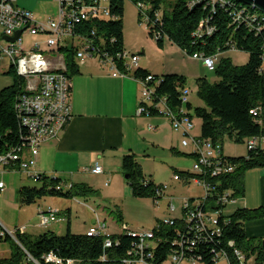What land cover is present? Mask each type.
<instances>
[{"label":"trees","instance_id":"1","mask_svg":"<svg viewBox=\"0 0 264 264\" xmlns=\"http://www.w3.org/2000/svg\"><path fill=\"white\" fill-rule=\"evenodd\" d=\"M126 0H109L110 12L115 18L96 19L86 22L84 30L88 37L94 38L100 54L112 56L119 67L123 59L119 56L126 49L124 43V16ZM135 5H143L148 16V33L159 47L165 39L179 46L187 54L204 53L217 55L231 49L248 53V60L243 65H235L230 58L223 56L218 60L216 74L220 80L210 83L206 77L197 79L198 94L204 106L193 108L188 101H181L182 89L187 86V77L177 73H168L156 85V94L166 96L168 105L175 111L182 107L192 118L194 114L202 120L201 139L220 142L226 137L239 143H247L250 138L264 136V17L257 9L244 5L237 0H227L226 5H216L210 0H130ZM245 10L246 19L236 20L238 10ZM139 9V20H143V11ZM257 15L253 18L252 15ZM201 24H203L201 26ZM212 29L211 32H207ZM95 34L92 35L91 32ZM65 56L67 75L79 71L76 50L73 46L59 49ZM9 72L14 75L12 85L0 89V154L11 149H18L24 144L28 130L16 110L18 96L22 93L25 79L19 77L14 67ZM150 74L138 67L136 77ZM157 76V75H156ZM255 110L256 113H252ZM152 115L158 111L150 107ZM193 155V154H192ZM223 158L235 166L233 173L219 177H210V182L217 191L229 190L235 197L245 194V174L249 169L264 167V148L248 149L246 156L232 157L223 152ZM122 171L128 175L127 182L134 197L160 198L158 190L164 185L155 183L145 175L135 153L123 156ZM182 177L196 176L191 171L178 172ZM188 175V176H187ZM39 186L22 185L17 190L21 206H29L44 197L73 198L88 197L97 194V190L85 183H69L58 176L38 173ZM215 190V192H217ZM217 197L216 193L213 196ZM210 195V198H213ZM225 208V207H224ZM223 208L217 228L196 229L189 234V223L175 218L172 226H154L156 246L152 249L154 264H160L171 253L183 251L186 257L200 260L203 264H213L215 256L225 252L231 264H241L234 250L240 249L246 256L255 255L258 264H264V238L249 236L246 223L255 219H264V206L258 208L239 207L233 212ZM59 213V212H58ZM162 220L158 219V223ZM125 223H122V225ZM0 225V230H1ZM16 229V239L9 234L0 240L12 241L14 251L10 259H0V264H20L23 255L26 264H36L29 260L30 255L38 264H56L46 261L52 253L63 262L73 260L74 264H126L137 238L126 230L111 234L113 245L106 247L101 236L75 234L68 220L66 233L59 235L47 230L37 237L26 231ZM233 245H230V242Z\"/></svg>","mask_w":264,"mask_h":264},{"label":"built area","instance_id":"2","mask_svg":"<svg viewBox=\"0 0 264 264\" xmlns=\"http://www.w3.org/2000/svg\"><path fill=\"white\" fill-rule=\"evenodd\" d=\"M17 0H0V60L8 59L14 67L16 74L25 79L22 93L19 94L16 103L23 125L28 130L22 147L11 149L0 154V172L5 169L16 170L25 173L34 179L38 173L33 171L42 143L48 140L57 139L61 131L71 120V79L67 75L65 56L59 51L62 47L73 46L76 50V60L82 62L86 56L97 57L103 65H107L114 76H133L141 84V103L137 108L138 114H151L150 107L156 109L158 114L166 116L176 131H182L184 138L183 146H190L194 156L192 173L196 176L182 177L176 173V180H184L189 185L194 181L203 190V195L184 198L182 221L189 223V234L193 231L191 226L195 224L196 229L217 228L219 216L228 201H236V197L229 190L217 191L216 186L210 182V177H219L233 173L235 166L223 158V145L220 142L213 143L211 140L201 139L191 135L194 128L193 119L187 114L184 107L175 111L168 103L166 96L156 94V85L161 78L154 74L145 77H136L134 72L139 67L140 55L135 52H127L125 49L121 55L123 66L119 67L113 57L99 53L95 39L88 37L84 30L86 22L96 19L115 18L110 12L109 0H56L59 3L57 16H49L44 20H37L31 10L16 5ZM213 6L226 5L227 0H210ZM139 9H145L143 5ZM253 8V7H252ZM254 9V8H253ZM143 11V21L147 23L148 16ZM245 10H238L236 20L246 19ZM259 11V10H258ZM264 17V13L259 11ZM257 18V15H252ZM203 24H201L202 26ZM23 32L15 41L6 40L5 37H14L16 32L23 29ZM208 29L207 32H211ZM95 34L94 31L91 32ZM25 35L34 36L32 42L25 45ZM234 49V48H233ZM236 50V49H234ZM131 55V61L128 56ZM193 58L199 59L209 68L214 69L217 55H206L194 53ZM190 90L186 86L181 92V101L186 104L189 101ZM256 113L255 110H251ZM264 148V136L253 137L247 141V148ZM25 154L28 156L26 157ZM94 174H101L102 167L99 164L88 169ZM188 176V175H187ZM164 187V186H163ZM163 187L158 190L160 198L163 196ZM5 183L0 181V190H4ZM215 190L217 192H215ZM216 193L217 197L214 198ZM211 197L213 198H210ZM170 211H175V205H169ZM39 226L46 227L59 219L58 210L51 207L48 209L39 208ZM175 218L169 217L156 223L157 229L162 225L172 226ZM129 235L138 239L135 248L129 252L124 259L126 264H154L152 249L156 246L154 228L150 231L132 229L126 223L121 225ZM19 231H26L19 227ZM9 234L16 239V230L11 231L2 227L0 237ZM88 236H101L104 238V245H113L112 233L107 229L104 222L97 221L87 230ZM19 243V241H17ZM20 244V243H19ZM234 243L231 241L230 245ZM241 264H258L255 255L246 256L240 249L234 250ZM29 260H34L30 255ZM46 261L56 264H74L73 260L63 262L52 253L45 257ZM203 264L200 260L186 257L183 251L171 253L166 260L160 264ZM213 264H231L225 252L218 253Z\"/></svg>","mask_w":264,"mask_h":264},{"label":"crops","instance_id":"3","mask_svg":"<svg viewBox=\"0 0 264 264\" xmlns=\"http://www.w3.org/2000/svg\"><path fill=\"white\" fill-rule=\"evenodd\" d=\"M17 1L16 5L20 7L28 10L32 8L36 9L35 6H31L30 8L21 6ZM57 11L58 10H56V13ZM32 13L37 20H44L48 17L43 16L39 18L33 11ZM32 40H30L28 45ZM165 42L166 41H164V46L162 47L164 50L166 48ZM171 43L167 45V47L174 50L182 59H185V56L181 54H186V52L176 44L172 43L171 45ZM175 46H177V49ZM138 53L140 55L139 67L151 74L163 76L168 73H177L185 75L186 77L189 75V72L183 70V66H178V64H167L163 61L160 65H154L151 61L142 56L146 53L144 48ZM224 55L225 54L222 53L218 56L215 61V66L219 58ZM189 57L191 58L188 59L192 61V69L195 71V75L205 73V69L212 70L207 68L201 60L193 58L191 55ZM77 63L79 65V71L71 77L72 118L61 131L57 139L48 140L41 144L37 163L33 171L45 173L46 175L58 176L69 183H85L96 189L98 191L97 194L88 197H76L89 199L98 196L100 193L104 195L106 188H111L113 191L117 189V187H121L122 190L126 188L125 180L127 179L121 168L123 156L127 153H135L138 162L142 166L143 172L154 182L155 179H153V175L151 173L147 175L148 172L142 164L146 160L157 157L156 154L151 152L152 148L170 150L176 155L192 157L194 162L192 148L182 145L184 135L179 131H174L166 117L161 114H138L137 108L142 101L141 84L133 76H114L110 68H108L107 65H103L95 56L85 59L82 62L77 61ZM0 66H6L9 70L11 68V63L8 59H3L0 60ZM187 87H189L188 83ZM189 102L193 105L190 97ZM192 119L194 130L196 125L193 117ZM201 125L202 120L200 119L197 124V129L200 130V134ZM200 134L197 132L195 135L199 136ZM223 152L225 153L224 144ZM25 156L27 157L28 155L25 154ZM95 164H99L102 167L103 172L101 174H94L88 170ZM5 170L1 171L0 174L4 173ZM8 170L21 173L16 170ZM260 170L259 172H262L258 175L260 192L257 195L260 203L264 204V169ZM176 171L181 172L183 170ZM0 181L4 180L0 179ZM179 181L185 185L183 179ZM112 183L116 185L114 184V186H112ZM97 184L99 185V189L96 188ZM254 189L255 188L251 187V183L246 176L245 194L243 196L248 198L250 192L254 191ZM5 190L6 184L4 190H0V192H5ZM115 191L117 193V190ZM105 196L103 198H105ZM110 196L117 197L118 194H110ZM52 198L53 200L47 201V203H49L48 205L38 206V213L39 208L45 210L51 207L58 210L59 219L54 221L52 226L47 227L49 230L60 235L61 231L65 230V228L67 229L68 220L71 223L72 230L73 200L72 198L63 197ZM106 198H108V196ZM239 200L237 198L236 201L238 202ZM96 216L93 222L87 226V229L97 221H101L106 224L109 230L106 220H102L98 214ZM8 221L9 220L4 216H0L1 227L10 230ZM63 222H67V224L65 225ZM249 223L250 222H247L246 225ZM37 224L39 225V222ZM12 225H14V229L11 231H15L19 227H24L26 231L28 229V225L26 224ZM246 231L249 236H260L262 238V236H264V219L257 220L254 224L248 225ZM109 232L116 234L111 230H109ZM250 232H254V234L250 235Z\"/></svg>","mask_w":264,"mask_h":264},{"label":"rangeland","instance_id":"4","mask_svg":"<svg viewBox=\"0 0 264 264\" xmlns=\"http://www.w3.org/2000/svg\"><path fill=\"white\" fill-rule=\"evenodd\" d=\"M168 1L173 0H167V2ZM17 2L19 5L28 8L35 6L36 9L32 8L31 10L39 18H42L43 16L49 17L50 14V16H57L56 10H58L59 3L56 0H18ZM33 38L34 36L26 35L25 44L28 45L30 40ZM124 39L127 52L138 53L142 48H144L146 53L142 56L151 61L154 65H160L163 61H165L167 64H178V66H183V70L189 72V75H187V83L190 87H188L190 90L189 97L193 104V108L196 106H204V101L198 94L197 79L200 77H206L210 83H215L220 80L219 76L216 74V66H218V62L216 63L214 69H205V73L195 75V71L192 69V61H189L191 59L189 54L182 53L181 51V55L185 56V59H182V57L174 52V50L167 47V45L171 43L169 39H165V50L162 49V47H159L156 40L149 36L146 22L139 20L138 6L130 0L125 1ZM175 47L177 49V46ZM224 54L225 55L223 57L230 58L235 65H243L248 60V53L245 51L231 49L224 52ZM88 58H91V56H86V59ZM131 59L132 56L129 55L128 60L131 61ZM13 82L14 75L9 72L6 66H0V89L12 85ZM193 108L191 111L195 120L196 128L191 130V135L198 136L195 134L197 132L200 134V130L197 129V124L200 121V118L194 114ZM179 132L183 135L181 130ZM223 144L224 151L227 156L239 157L246 156L248 153L247 143L245 142H235L234 140L226 137ZM151 152L156 154L157 157L146 160L142 164L148 172L147 175H150L149 173H151L156 183H163L164 193L161 199L155 203L151 197H134L131 193V187L127 180H125L126 188L122 190L121 187H117V189H115L117 190V193L115 190H111V188H106L104 195L100 193L94 198L84 199L82 197H73L72 230L75 234L86 232L87 226L93 222V219L97 217V214L102 220H106L109 230L115 232L116 234L120 233L119 231L121 230L120 227L122 223H126L132 229L150 231L156 225L158 221L157 218L159 220L169 217L181 218L183 215V200L185 197H197L203 195L202 188L194 181H191L189 185H184L179 180L174 178L175 174L178 173L176 170L192 171V157L176 155L170 150L152 148ZM260 169H264V167L252 168L246 172L245 178L246 176L248 177L251 187L255 189L250 192L248 198L246 196H237L236 200L237 198L238 200L240 199L238 202L236 201L237 203L233 200L228 201L224 208L226 212H233L239 207L253 209L264 206V204L260 203L257 195L260 192V187L258 185V175L262 173L259 172L261 171ZM0 179H3L6 184L5 192H0V216H4L7 220H9L8 227L10 230L14 229V225L12 224H26L28 225L26 232L32 237H37L49 230L47 226L41 227L37 224L39 222L38 206L48 205L49 203H47V201H51L53 198L48 196L37 200V202L29 206H20L17 197V190L20 186L27 185L34 187L39 186L41 182L25 173L11 172L8 169L5 170L4 173L0 174ZM114 184L115 183H112V186H114ZM96 188L99 189L98 184ZM110 194H118V196L112 197ZM105 195H107L108 198H106L107 196ZM104 196L105 198H103ZM170 204L175 205V211H170ZM257 220L260 219L249 221L250 223L247 224L246 227L254 224ZM52 223L48 226H52ZM64 224L66 225L67 222ZM60 233V235L65 234L66 228ZM251 234L253 235L254 232H250V235ZM255 237L261 238L260 236ZM263 237L264 236H262V238ZM13 251L14 244L12 241L0 240V259H10ZM20 264H26L25 255H23Z\"/></svg>","mask_w":264,"mask_h":264},{"label":"water","instance_id":"5","mask_svg":"<svg viewBox=\"0 0 264 264\" xmlns=\"http://www.w3.org/2000/svg\"><path fill=\"white\" fill-rule=\"evenodd\" d=\"M241 3H243L244 5H248L253 7L254 9H257L259 11H261L262 13H264V0H237ZM23 29H20L19 31L16 32L14 37H5L6 40L9 41H15L17 37L20 36V34L23 32ZM125 178H128V175H125Z\"/></svg>","mask_w":264,"mask_h":264}]
</instances>
